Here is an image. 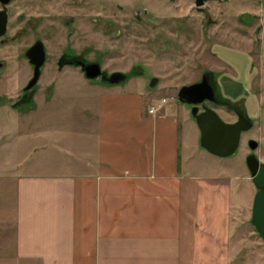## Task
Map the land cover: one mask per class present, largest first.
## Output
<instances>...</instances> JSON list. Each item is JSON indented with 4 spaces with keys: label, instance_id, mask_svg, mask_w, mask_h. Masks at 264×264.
Masks as SVG:
<instances>
[{
    "label": "rangeland",
    "instance_id": "374dc122",
    "mask_svg": "<svg viewBox=\"0 0 264 264\" xmlns=\"http://www.w3.org/2000/svg\"><path fill=\"white\" fill-rule=\"evenodd\" d=\"M11 11L15 18L22 14L23 33L19 43L4 47L9 68L0 83V218L2 211L10 215L16 207L19 174L14 162L28 167L38 155L32 150L35 144H46L53 127L79 141V128L86 130L90 118L100 125L101 93L115 88L111 90L143 93L147 108L150 102L160 109L168 103L166 107L184 113L179 114L181 123L187 119L189 124L183 144L191 135V151H196L194 162L183 159L186 172L229 177L235 186L231 264H264V241L252 223L260 189L247 165L252 154L264 164V0H209L202 7L196 0H15ZM36 40L45 44L48 61L39 84L20 100L33 78L26 53ZM220 47L229 48L221 51L222 57L241 71L237 84L226 78L227 86L221 83L226 74L238 72L221 59ZM66 55L100 64L109 77L123 73L127 79L112 85L88 79L77 65L60 68ZM204 73L212 77L219 101L208 107L226 122L235 123L240 114L254 122L243 133L239 150L227 158L202 147L193 106L178 99L181 88L202 82ZM251 140L259 143L255 151Z\"/></svg>",
    "mask_w": 264,
    "mask_h": 264
},
{
    "label": "crops",
    "instance_id": "0c3cea01",
    "mask_svg": "<svg viewBox=\"0 0 264 264\" xmlns=\"http://www.w3.org/2000/svg\"><path fill=\"white\" fill-rule=\"evenodd\" d=\"M228 49L217 52L238 77L223 80L237 84ZM111 89L99 97V126L89 117L79 141L53 127L28 167L14 162L17 202L1 212L0 264H231L233 180L186 172L196 151L191 135L183 144L180 110Z\"/></svg>",
    "mask_w": 264,
    "mask_h": 264
},
{
    "label": "water",
    "instance_id": "95a60500",
    "mask_svg": "<svg viewBox=\"0 0 264 264\" xmlns=\"http://www.w3.org/2000/svg\"><path fill=\"white\" fill-rule=\"evenodd\" d=\"M207 1L209 0H196V5L202 7ZM37 50L39 51L40 48L38 47ZM30 57L33 63L36 64L37 73L28 89H31L39 81L40 68L44 64L45 54L42 51L38 58L33 54H30ZM80 65L87 78L91 80L102 78L112 85H117L127 79V76L123 73H115L109 77L104 73L100 64ZM209 77V73H206L202 82L181 88L178 99L183 104L193 106L192 115L201 131L202 147L215 156L227 158L239 150L243 133L253 129L254 122L246 114H240L238 121L235 123L226 122L215 109L210 107H205L204 111L201 112L200 105L206 101L219 103L215 86L211 83ZM153 83L152 86H154ZM249 146L255 151L259 147V143L251 140ZM247 165L256 186L260 189L253 205L252 223L264 241V164L261 163L255 154H252L247 159Z\"/></svg>",
    "mask_w": 264,
    "mask_h": 264
},
{
    "label": "flooded vegetation",
    "instance_id": "af4514ba",
    "mask_svg": "<svg viewBox=\"0 0 264 264\" xmlns=\"http://www.w3.org/2000/svg\"><path fill=\"white\" fill-rule=\"evenodd\" d=\"M14 1L15 0H0V83H2L4 81V77L6 75L8 68H9V62L7 61L5 51H4V49H5L4 47L7 46L8 44H11V43H19L21 41L22 33H23L22 14H19V16L15 18V17H13V14L11 11V6L14 3ZM38 47L40 48L39 51L37 50ZM42 51L45 54V60H44V64L40 68L39 81L31 89H28L29 85L34 80L36 73H37L36 64L33 63V60L31 59L30 54H33L34 56H37V58H38V55H40ZM26 56H27L28 62L30 64V67L32 68V71H33V78L29 81L27 86L24 88V90H23L24 92H22L23 94L21 93L19 95L20 100L22 99L21 97L23 95L29 94L33 91V89L39 84L40 79L43 76L42 71H43V69H44V67L48 61V52H47V48H46L45 44L43 43V41L42 40H36V42L33 44V46L27 51ZM20 58H21V56L18 55V57H17L18 62L20 61L19 60ZM80 64L92 65V64H88L87 62H85L82 59H78L76 57H69L67 55L61 57L59 62H58V65L60 68H64L65 66H68V65H77V66L82 68V66ZM20 72L21 71L19 70L18 71V78H20ZM205 74L206 73H204V75ZM204 75H203V77H204ZM209 78H210L211 83H213L212 77L210 76ZM202 80H203V78H202ZM2 98H3V95L0 93V102H1ZM208 103L215 104L213 102L206 101L204 104L201 105V107L203 109H205V107H208Z\"/></svg>",
    "mask_w": 264,
    "mask_h": 264
},
{
    "label": "built area",
    "instance_id": "2783aa9c",
    "mask_svg": "<svg viewBox=\"0 0 264 264\" xmlns=\"http://www.w3.org/2000/svg\"><path fill=\"white\" fill-rule=\"evenodd\" d=\"M167 102H168V100L165 99V100H164V103H167ZM154 112H155V109H152V110H151V113H154Z\"/></svg>",
    "mask_w": 264,
    "mask_h": 264
}]
</instances>
